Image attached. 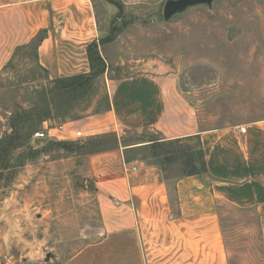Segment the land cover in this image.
<instances>
[{"label": "crops", "instance_id": "0c3cea01", "mask_svg": "<svg viewBox=\"0 0 264 264\" xmlns=\"http://www.w3.org/2000/svg\"><path fill=\"white\" fill-rule=\"evenodd\" d=\"M106 38L97 0H0V73L19 47L34 40H39L37 65L48 75L37 88L49 80L89 74L88 47L93 42L107 63L96 82L105 81L109 107L84 101L71 116L43 121L40 130L47 131L49 140L75 139L77 131L84 138L114 132L121 139L126 131L157 134L90 154L51 159L47 154L50 172L75 169V174L95 182L106 234L102 242L118 247L116 242L127 245L130 240L131 247L145 249L143 259L133 261L136 264H245V253L237 249L245 234L257 241L255 247L263 248L264 258V120L249 122L246 132L238 124L203 127L177 75L159 72V62L151 68L146 63L133 74L118 65L111 76L108 42L102 41ZM5 112L9 116L2 119L0 138L12 132L9 117L14 111ZM58 124L63 131L55 128ZM196 136L205 153L206 173L171 178L137 154L140 146L153 141ZM70 180L34 179L31 188L35 198L62 201Z\"/></svg>", "mask_w": 264, "mask_h": 264}, {"label": "rangeland", "instance_id": "374dc122", "mask_svg": "<svg viewBox=\"0 0 264 264\" xmlns=\"http://www.w3.org/2000/svg\"><path fill=\"white\" fill-rule=\"evenodd\" d=\"M166 1L97 0L103 38L112 37L106 46L109 74H116L118 65L133 74L146 63L150 67L159 62V72L177 75L203 127L249 128V122L264 120V0H213L189 6L169 19L164 17ZM47 77L30 48L18 51L0 73V133L2 119L9 116L5 111L29 108L40 89L36 83ZM105 95V81L100 78L85 101L103 108ZM156 136L147 130L126 131L122 137L125 143H140ZM86 139L36 145L23 138L24 145L6 155L0 172V264H136L137 257L143 259L145 249L131 247L130 240L127 245L116 242L118 247L102 242L106 234L93 180L70 168L50 172L45 164L47 154L48 159L81 155L79 142ZM138 154L171 178L184 170L180 159L165 161L150 149ZM34 179L71 180L60 201L35 198ZM256 242L246 234L238 241L237 249L249 261L245 264H264L263 248L255 247Z\"/></svg>", "mask_w": 264, "mask_h": 264}, {"label": "trees", "instance_id": "16d2710c", "mask_svg": "<svg viewBox=\"0 0 264 264\" xmlns=\"http://www.w3.org/2000/svg\"><path fill=\"white\" fill-rule=\"evenodd\" d=\"M111 39L112 37H107L102 41L108 42ZM38 42L39 40H34L23 48H30L35 57H37ZM23 48L19 47L17 53ZM88 54L91 63V72L89 74L49 80L46 86L38 89L36 92L37 96H35L29 108L18 107L11 114L10 126L12 132L6 133L0 141V172L4 170L3 163L6 155L24 145L20 143L21 139L24 138L25 143L30 144L33 134L39 131L43 121L71 116L75 107L90 97V90L94 86L97 77L104 74L107 70V63L100 52L97 42L89 45ZM106 100L107 102L104 108L109 107V100L107 98ZM124 140L123 137L120 139L114 132L99 134L79 142L81 144L80 146L84 149L81 154H90L118 148L121 142L125 143ZM193 140L197 141L196 146L190 145V142ZM56 142L66 144L70 141L57 140ZM171 145H176V149H167ZM35 146V144L32 145L33 148H38ZM140 147V150L150 149L155 156L165 157V161H169L173 157L182 160L181 163L184 170L181 176L206 173L208 171L205 153L199 136L195 138L189 137L187 139L153 141L150 144ZM126 159L128 160V156Z\"/></svg>", "mask_w": 264, "mask_h": 264}, {"label": "water", "instance_id": "95a60500", "mask_svg": "<svg viewBox=\"0 0 264 264\" xmlns=\"http://www.w3.org/2000/svg\"><path fill=\"white\" fill-rule=\"evenodd\" d=\"M213 0H167L164 6V17L171 18L177 12L185 10L187 7L196 4H211ZM49 138H37L35 144L47 143Z\"/></svg>", "mask_w": 264, "mask_h": 264}, {"label": "built area", "instance_id": "2783aa9c", "mask_svg": "<svg viewBox=\"0 0 264 264\" xmlns=\"http://www.w3.org/2000/svg\"><path fill=\"white\" fill-rule=\"evenodd\" d=\"M55 128L58 130V131H63L64 130V126L62 124H58L55 126ZM247 128L245 126L241 127V132H246ZM49 137V134L47 133V131L45 130H39V131H36L33 136H32V141L35 142V139L37 138H48ZM75 137L76 138H81L83 137V133L82 131H77L75 133Z\"/></svg>", "mask_w": 264, "mask_h": 264}]
</instances>
